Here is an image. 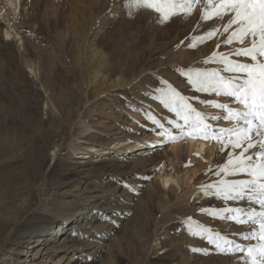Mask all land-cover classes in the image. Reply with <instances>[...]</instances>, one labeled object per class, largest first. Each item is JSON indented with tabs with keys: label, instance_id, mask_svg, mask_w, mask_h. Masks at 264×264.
Returning <instances> with one entry per match:
<instances>
[{
	"label": "rangeland",
	"instance_id": "rangeland-1",
	"mask_svg": "<svg viewBox=\"0 0 264 264\" xmlns=\"http://www.w3.org/2000/svg\"><path fill=\"white\" fill-rule=\"evenodd\" d=\"M6 1L0 0V108L12 102L13 107L16 106L19 111L20 101L28 99L27 108L32 114L25 115L23 120L9 116L5 122H0V134L7 125L18 127L15 138L20 136L19 130L24 133L14 144L18 148L8 156L0 157V244L14 224L20 221H25V230L42 224L45 226L44 232L49 233V230L69 218L79 219L81 204L69 193L84 190L89 197H104V191H112L122 185L119 192L135 199L138 203L137 213L132 211V214L126 216V224V220L117 226L110 222L111 225L104 231L106 237L94 236L90 231L82 232L83 242L90 238L113 240L109 243L111 251L106 257L83 264L238 262V258L231 256L234 254L217 252L206 240L190 234L186 220L192 217L229 236H232V232H229L231 224L245 231L249 230L248 226L211 215L202 219L191 214L188 217L180 215L173 222H167L166 212L177 216L179 210L176 204L170 207L163 197L162 193L169 192L170 186L166 188L159 185L161 192L153 191L154 185L161 181L155 172L150 173L148 170L156 165L160 155L172 159L180 169L188 164L187 160L193 164L198 163L199 156L188 150L187 160L178 161L175 150H172L174 143L166 141L148 154L146 160L138 157L140 148H144L141 144L145 138L160 129H152L156 124L150 117L154 116L161 123L175 118L174 113L155 98L159 94L157 89L165 87V81L178 91L187 88L184 95L202 112L212 109L203 101L228 99L196 91L182 75L185 69L191 70L199 65L204 54L217 50V45L224 37L218 36L197 47L190 45L195 44V38L203 35L206 30L223 22H201L200 11L197 10L191 17L177 15L166 23H160L158 14L152 10L141 9L129 15L125 7L126 0H11L12 7H8ZM6 32L12 34L9 41ZM234 47L237 45L220 44L219 51L227 52ZM14 65L22 69V75L13 68ZM103 80L109 86L102 87ZM143 91L146 92L144 95ZM193 97L199 99H191ZM67 98L76 99L75 104L65 105ZM70 107L72 114L67 112ZM78 111L84 114L81 122L75 113ZM88 112H92L91 117ZM28 119L45 122L42 129L46 136L45 142L36 135L37 139L32 138L34 130L27 126ZM82 122L93 129L90 139L98 144L92 146L99 145L102 148L103 154L99 159L113 156L121 160L124 153L128 155V152L123 151L122 146L125 144H110L112 141L118 142L114 141L117 137L111 135L116 128L125 130L122 140L141 142L139 149L130 153L132 158L119 161L124 167L122 173L120 170L109 177L89 174L95 164H77L82 160L77 157L83 151L76 150V144H70L68 139L79 137L78 126ZM181 142L178 144L179 149L185 148L186 151L185 139ZM44 143L49 148L44 155L46 163L42 180L37 184L27 183L21 177L22 165L36 146L38 148ZM54 145L58 148L52 151ZM227 156L228 151H223V158L216 165L223 164ZM83 161L89 162L90 159ZM212 161L202 166L200 182L209 179L215 171L214 168L212 172L209 171ZM75 166L77 169H72ZM170 169L167 167V170ZM7 178H11L8 186L4 184ZM45 180L46 187L41 196L36 188ZM198 197H193L189 206L199 207L195 204L198 202L195 198ZM208 198L207 205L215 207L216 201L211 196ZM98 202H101V198ZM231 202L221 201L220 204L227 206ZM38 203L41 209L49 212L37 213L31 210ZM110 228L114 230L111 235ZM40 233L39 236L43 234ZM27 234L20 242L29 247L32 232ZM11 247L9 243L7 248ZM18 248L21 247H14L15 250ZM192 249L210 251L204 253ZM71 255L66 254L64 261L69 260ZM0 264L18 262L4 260Z\"/></svg>",
	"mask_w": 264,
	"mask_h": 264
},
{
	"label": "snow or ice",
	"instance_id": "snow-or-ice-1",
	"mask_svg": "<svg viewBox=\"0 0 264 264\" xmlns=\"http://www.w3.org/2000/svg\"><path fill=\"white\" fill-rule=\"evenodd\" d=\"M125 7L129 15L141 9L152 10L158 14L160 23L177 15L191 17L199 10L201 22L217 20L223 23L206 30L190 46L197 47L218 36L224 37L220 44L237 45L222 52L218 44L217 50L203 61L219 65L217 68L182 72L196 91L228 98L203 101L219 110L218 113L201 112L189 97L165 81V87L157 89L159 94L155 98L174 113L175 119L168 123L178 132L165 128L154 116L150 118L162 130L159 135L170 143L190 136L214 141L221 152L228 151L223 164L209 168L210 172L214 168L213 175L220 179L202 184L200 189L204 195L223 202L233 201L235 206L201 208L200 211L248 226V231L234 235L249 243L238 242L192 217L186 220L187 230L213 245L217 252L240 254L238 264H264V0H126ZM212 121H227L228 124L221 126Z\"/></svg>",
	"mask_w": 264,
	"mask_h": 264
},
{
	"label": "bare ground",
	"instance_id": "bare-ground-1",
	"mask_svg": "<svg viewBox=\"0 0 264 264\" xmlns=\"http://www.w3.org/2000/svg\"><path fill=\"white\" fill-rule=\"evenodd\" d=\"M6 3L8 4V7H12L13 5L11 0H7ZM7 6V5H6ZM5 6V7H6ZM10 29V28H9ZM10 32V31H9ZM7 41H9L10 37L12 36L11 33L6 32L5 33ZM210 54L206 53L202 56L201 63L194 68H207V69H212V68H217L219 65L215 63H209L205 64L203 61L205 60L206 57H208ZM17 72H19L20 75H22V69L16 65L13 66ZM101 80V79H99ZM178 83V82H177ZM102 87H107L109 84L107 81H102L101 82ZM177 87V86H176ZM180 87V86H178ZM182 88V86H181ZM187 89V88H186ZM180 90L179 91L182 94H185L187 90ZM109 90H107L108 92ZM189 91V90H188ZM106 92V93H107ZM146 92L143 91L142 95H144ZM105 95V94H103ZM115 98L114 94H111ZM113 98V97H112ZM27 100H21L20 101V110L18 111L17 107H13V103H7L2 106V109L0 108V122L3 123L5 122L9 116H14L17 120H23L24 116L27 114H32L28 108H27ZM76 99L69 100L68 98L65 100L64 104H68L70 106H73L75 104ZM88 105V103H87ZM140 106V104H139ZM138 106V107H139ZM142 107V105H141ZM200 110V109H198ZM69 114H72L73 110L70 107L69 110L67 111ZM202 112V111H201ZM219 110L217 109H210L209 111H206V113H218ZM78 114V117L80 119L79 122H81L82 117L84 114L80 111L75 112ZM83 115V116H82ZM88 115L91 117L92 112H88ZM175 119V118H174ZM165 125V128H172V125L169 124L168 122H162ZM213 124H219L221 126H227L228 122L227 121H212ZM30 126L34 132H33V139H45L46 136L43 133V128L45 125V122L42 121H36L32 119H28L27 121V126ZM155 128H159L157 125H155L152 129L155 130ZM78 129L80 130L79 137H74V138H69L68 141L70 144H76V150H82L83 152L80 153V157H77L81 162H77V164L80 165H88V164H95L92 168V173L89 174H100L103 175L104 177L111 175L112 173L120 172L121 173L124 171L123 164L119 163V161H128V159L132 158L131 157V152L133 150H138L139 142H134V141H129L124 139V134L125 130L123 129H115L111 135H115L116 140L118 141L114 143L113 141L110 142V144H115V146H119L120 144H125L123 147V151L125 150L128 152V155H124L127 153L123 154V158L121 160H118L114 158L113 156H108L105 159H99L102 152V148L98 146H92V144H98L95 143L90 139L92 137L93 129L88 124L81 123L80 126H78ZM17 126H5L3 129V132L0 134V157H6L9 154L12 153L13 150L18 148V145H14L19 138H22L23 136V131H20V136L18 138H15L17 135ZM162 130L159 129L158 132H156L152 136H148L145 138V140L142 142L140 148V155L138 156L141 158V160H146L145 158L149 156L153 150L165 143L167 140L165 137L159 135V133ZM172 131L178 132L177 129L172 128ZM35 133V134H34ZM37 137H36V136ZM71 139V141H70ZM82 140V141H80ZM122 140V141H119ZM79 141V142H77ZM182 140H177L174 143V146L172 147V150H175L177 154L178 161H186L187 156H188V150H192L194 154L199 153V162L198 163H190L187 160L188 164L185 166L183 165L182 168L180 169L175 162L170 159L167 156H161L158 158V161L156 162L155 166H152L148 172L154 173L156 177L158 176L161 182H157V185H154V192L157 193L161 187L159 185H163L164 187H169L170 189L168 190L169 192H163V197L165 198V202H168L170 207H173V205L176 204L178 206L177 208L179 209L176 214L170 215L168 212L165 214V220L167 222H173L176 220L180 215V217H188L190 214L194 217H200L202 219H206L208 214L202 213L200 211L201 208H218L221 206H226V205H221L220 199L216 197H212L214 201H216V206L215 207H210L207 205V202L209 200L207 195H204L201 192L200 185L202 184H207L209 182L216 181L220 179V177H217L215 175L210 176L209 179L205 181H201L200 176H201V168L204 166V163L212 161V165H216L220 159L223 157V152H221L218 148V145L214 141L210 140H205L201 138H196L192 139L190 136L185 139V144L187 143L186 151L185 148L179 149L178 147L179 143ZM45 142V140H44ZM40 143V142H38ZM37 143V144H38ZM36 144V145H37ZM2 146V148H1ZM186 146V145H185ZM154 147V148H153ZM49 148L48 144L44 143L42 145H39V147L33 151V153L28 157L26 163L22 165L21 168V177L27 181V183L31 184H37L39 181L42 180V171L45 166V159L44 155L46 154V150ZM58 146L54 145V148L52 151L56 150ZM143 149V150H142ZM239 151V150H237ZM54 155V154H53ZM191 156V155H190ZM193 156V153H192ZM85 159H90V163L83 161ZM208 159V160H206ZM55 160V159H51ZM206 160V162H205ZM207 164V163H206ZM208 165H210L208 163ZM210 165V166H212ZM167 167H170V170H167ZM206 167V166H205ZM72 169H77V166ZM67 171H71L70 168H66ZM68 175H70V172H66ZM199 175V177L196 178V176ZM154 177V176H153ZM237 178H242V177H230V179H237ZM192 179H194V182H192ZM199 179V180H198ZM11 181V178H7L4 181V184L6 186L9 185ZM20 181V180H19ZM46 181L45 180L39 187L36 188L38 190V194H41V196L44 195L45 187H46ZM156 181V180H155ZM154 181V182H155ZM159 181V180H158ZM191 183V184H190ZM12 184V183H11ZM153 186V185H152ZM123 187L122 185L119 186V188L116 186V188L112 191H104L106 196H100V195H93L92 197H89L84 190H78L77 193H69L71 194L72 197H74L77 201L79 200L81 204V210H80V218L77 219L75 217L69 218L65 222H62V224H58L55 226V228L49 230V233L44 232L45 226L42 224L34 225L31 226L28 230H25V221H20L16 224H14L13 228L9 231V233L5 236L4 241L2 244H0V262L6 260H13L16 262L21 263V264H80L84 263L87 261H94L98 258H104L106 257V254L111 251V246L109 245L110 241L112 242L113 240H105L103 238L101 239H93L90 238L89 241L83 242L82 239V232H89L94 234V236H100V237H106L107 233L105 234L104 231L105 229L109 228L111 225L110 222H113V224L119 225L123 223V221L126 220V216H129L132 214V211L135 212L134 214L137 213L138 210V203H136L135 199L130 196L129 194L122 195L119 192V189ZM93 191H98V190H93ZM166 191V190H165ZM102 192V191H101ZM161 191H159L160 193ZM93 193V192H92ZM198 198H195V200L198 202L195 204H198L199 207H193L189 206V204L192 203L194 200L193 197L198 196ZM40 196V197H41ZM210 197V196H209ZM101 198V202H98ZM88 199V200H86ZM243 203V202H241ZM40 203L34 205L31 207V210L34 212L39 211V213L45 211L41 209L39 206ZM227 206H235V202H231ZM49 212L48 210H46ZM45 211V213H46ZM44 213V214H45ZM75 215V214H73ZM179 217V218H180ZM227 222H230L229 220H226ZM128 220L124 224H126ZM225 223L226 225L228 223ZM230 231L232 232V238L236 239L238 242L242 243H249L248 241H240L238 239V235H234L239 232H245L243 228L236 227L235 225L231 224L230 225ZM228 228V229H229ZM41 231L43 233L41 236L38 235V233ZM114 230L110 228V235L113 233ZM32 232L31 236L29 237L30 243L28 246H24V243H21L20 240L22 241L23 239L26 238L28 235L27 233ZM40 233V234H41ZM109 235V236H110ZM98 241V242H97ZM191 241V240H190ZM11 243V248H7V245ZM253 243H255L253 241ZM189 245V244H188ZM19 246L21 248H18L19 250H15L14 247ZM17 252V253H16ZM66 254H72L66 262L64 261L65 258H67L65 255ZM240 254H234L231 255L233 258H238ZM16 257V258H14ZM3 259V260H2ZM238 260V259H237ZM235 261V260H234ZM63 262V263H62ZM95 262V261H94ZM233 264V261H232ZM234 264H238V262H234ZM239 264H243V262H239Z\"/></svg>",
	"mask_w": 264,
	"mask_h": 264
}]
</instances>
